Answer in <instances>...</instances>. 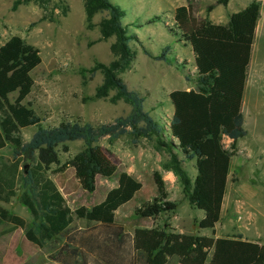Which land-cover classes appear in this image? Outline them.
Returning a JSON list of instances; mask_svg holds the SVG:
<instances>
[{
    "label": "trees",
    "instance_id": "trees-1",
    "mask_svg": "<svg viewBox=\"0 0 264 264\" xmlns=\"http://www.w3.org/2000/svg\"><path fill=\"white\" fill-rule=\"evenodd\" d=\"M31 1L42 8L50 2L15 0L12 10ZM83 2L88 23L96 14L106 13L99 24L100 33L103 38L114 36L121 52L120 60L110 65L96 63L89 70L91 76L101 71L104 78L94 98H106L109 91L114 90L113 99L127 101L131 110L126 116L99 125L77 118L43 127L36 112L23 103L34 84L31 73L41 63L39 51L19 36L4 41L0 45V150L11 148L14 155L20 157L36 154L40 171L18 174L20 158L7 170L0 164V203L11 201L21 181L24 192L20 201L32 217L29 225L0 205V225H11L5 233L22 230L24 239L37 248H53L69 233L73 219L113 224L116 211L129 203L142 187L133 176L120 172L117 186L106 192L103 201L71 210L44 172L59 164L57 148L60 145L81 140L84 148L67 164L73 169L81 189L92 194L96 190L97 177L109 179L118 170L116 163L96 143L104 137L114 141L130 135L134 142L156 138L169 158L163 169L178 179L189 204L204 212L203 219L196 223L198 229L213 231L221 219L231 160L238 153L236 142L246 135L241 108L261 3L250 1L231 14L225 24L195 17L190 2L174 10L175 33L192 49L195 78L193 89L174 90L169 94L174 112L169 124L165 125L144 111L145 96L129 90L117 76L134 57L129 47L133 37L127 35L122 25L124 12L110 0ZM228 2L218 0L217 4L226 6ZM66 11L65 6L63 14ZM152 58L173 64L165 50ZM30 127L36 130L30 141L24 142L22 131ZM225 137L231 140L229 145H225ZM193 159L197 171L194 179L183 167L184 161ZM153 180L157 195L133 208L137 218L157 219L173 214L177 208V204L168 199L165 183L158 172L153 174ZM133 244L135 251L145 256L146 264H167L171 257H177L180 264H264V244L241 236L215 238L184 234L166 222L151 228H136Z\"/></svg>",
    "mask_w": 264,
    "mask_h": 264
},
{
    "label": "rangeland",
    "instance_id": "rangeland-1",
    "mask_svg": "<svg viewBox=\"0 0 264 264\" xmlns=\"http://www.w3.org/2000/svg\"><path fill=\"white\" fill-rule=\"evenodd\" d=\"M14 1L0 0V44L12 36H19L39 51L41 63L31 73L34 84L23 103L36 112L43 127L77 118L99 125L130 112L131 105L127 101L113 99L114 90H110L106 98H94L104 78L101 71L91 76L89 70L96 63L110 65L121 58L116 38H103L100 33L99 24L106 18V13L96 14L88 23L83 0H50L44 8L31 1L12 10ZM110 1L124 12L122 25L127 29V35L133 37L129 47L134 57L128 66L117 72V76L129 90L145 96V112L158 123L166 124L170 108L168 94L174 89H182L185 82L193 89L195 78L194 55L191 47L175 33L174 10L190 2L195 17L225 24L231 14L252 0H229L226 6L218 5V0ZM256 1L261 3L260 19L241 109L246 135L236 142L238 153L231 160L221 220L215 230L208 231V235L222 238L241 236L264 242V0ZM65 6L67 11L63 14ZM164 50L172 65L152 58ZM35 130V127H30L22 131L24 142L30 141ZM224 140L225 145L231 142ZM96 145L116 163L118 170L112 178L97 177L94 193L81 189L73 169L67 164L84 148L81 140L60 145L57 148L59 164L44 172L55 183L66 205L74 210L100 202L108 190L117 186L118 174L131 165L136 180L142 184L141 191L116 212L113 225L94 223L95 226L73 219L69 233L55 247L37 248L28 243L19 253V264H133L127 249L135 228L166 222L177 225L186 233L199 231L196 218L202 212L191 207L172 172L173 181L166 177L163 165L169 160L168 154L159 147L156 138L134 142L130 135L114 141L104 137ZM18 158V174L39 173L36 154L20 157L15 156L11 148L0 150V164L6 170ZM186 168L190 170V163ZM155 172L161 175L168 199L175 202L177 208L169 216L137 218L133 215V208L157 195L153 180ZM23 192L24 187L19 181L16 195L9 203L0 205L30 225L32 217L20 201ZM10 229L8 223L0 225V231ZM95 231L100 235L96 236ZM8 234L17 241L27 242L20 229ZM135 262L146 264L145 256L136 251ZM169 264L179 263L171 258Z\"/></svg>",
    "mask_w": 264,
    "mask_h": 264
},
{
    "label": "crops",
    "instance_id": "crops-1",
    "mask_svg": "<svg viewBox=\"0 0 264 264\" xmlns=\"http://www.w3.org/2000/svg\"><path fill=\"white\" fill-rule=\"evenodd\" d=\"M3 43H1L0 45H2ZM191 88L190 87H188L187 86V84H186V82H185V86L182 88V89H180V90H183V91H189ZM175 90V89H174ZM173 90V91H174ZM244 91H245V89H244ZM172 92V91H171ZM170 92V93H171ZM169 93V94H170ZM169 94H168V101H169V105H170V108H169V115H168V119H166V124L165 125H168L169 124V122H170V120H171V117H172V115H173V112H174V108H173V105L171 104V102H170V99H169ZM244 97V96H243ZM242 109V108H241ZM224 139H228V140H230L229 138H224ZM225 141V140H224ZM231 141V140H230ZM175 143H176V140L174 141ZM231 143V142H230ZM180 158H182V156H180ZM190 163V165H191V168H190V170H188L187 168H186V165L187 164H189ZM183 167L185 168V170L188 172V175L190 176V178H192V179H194L195 177H196V175H197V171H196V168H195V160L193 159V160H190V161H184L183 162ZM123 172H126V173H128L129 175H131V176H133L135 179H136V177H135V175H134V170H133V166L131 165V167L130 168H128L127 170H125V171H123ZM230 171H229V175H228V178H227V184H226V189H227V186H228V182H229V178H230ZM166 177L169 179V181H173V176H172V173L170 172V171H167L166 172ZM141 189H142V187H141ZM141 189H140V191H141ZM139 191V192H140ZM139 192H137V193H139ZM137 193L134 195V197H133V199L132 200H134L135 199V197H136V195H137ZM105 197V196H104ZM104 199V198H103ZM103 199L101 200V201H103ZM131 200V201H132ZM100 201V202H101ZM130 201V202H131ZM100 202H98V203H100ZM129 202V203H130ZM97 204V203H96ZM128 204V203H127ZM95 205V204H94ZM139 205V204H138ZM137 205V206H138ZM125 206V205H124ZM123 207V206H122ZM136 207V206H135ZM192 207V206H191ZM120 209V208H119ZM118 209V210H119ZM193 209H196V208H194L193 207ZM117 210V211H118ZM196 210H198V209H196ZM116 211V212H117ZM200 212H202V214H200L197 218H196V220L197 221H200L201 219H203V217H204V212L203 211H201V210H199ZM221 212H222V209H221ZM116 214V213H115ZM22 218V217H21ZM145 219H147V218H145ZM221 220V219H220ZM90 223H92V224H94V222H90ZM99 224H101V223H99ZM114 224V223H113ZM113 224H110V225H113ZM95 225V224H94ZM96 226V225H95ZM155 226V225H154ZM171 226L173 227V228H175L178 232H180V233H184V234H189V235H194V234H197V235H202V236H209L208 235V231L209 230H200L199 229V231H197L196 233H186V232H184L183 230H181V229H179L178 228V226L177 225H175V224H171ZM217 226V225H216ZM216 226H215V228H216ZM151 227H153V226H148V227H138V228H151ZM215 228H214V230H215ZM136 229V228H135ZM6 231H8V230H2V231H0V264H4V263H6V264H19V262L21 261L20 260V255H19V253L25 248V246L26 245H28V243L29 242H22L21 240H15V238L13 237V236H11V235H9L8 233L9 232H7V233H5ZM92 231H93V229H92ZM97 231H99V230H97ZM97 231H95V234H96V236H98V235H100V234H98L97 233ZM134 233V232H133ZM133 233L131 234V236H130V244H129V247H128V249L127 250H130L129 251V253H130V257H131V259H132V262H133V264H136V262H135V253H136V251H135V249H134V244H133ZM209 237H213V235L212 236H209ZM215 238H222V237H216V236H214ZM23 238H24V236H23ZM91 238H92V236H91ZM233 238V237H232ZM243 239H245V240H248V241H252V242H256V243H259V244H264V242L263 241H260V240H258V239H253V238H245V237H242ZM26 241V240H25ZM97 243V242H96ZM30 244V243H29ZM96 247V246H95ZM96 249H97V247H96ZM120 250L122 251H124V249L123 248H120ZM83 254H84V256L86 257V252H85V248H83ZM87 258V257H86ZM171 258H175V260L177 261V263H179V260H178V258L177 257H171ZM171 258L168 260V262H167V264H169V261L171 260ZM180 264V263H179Z\"/></svg>",
    "mask_w": 264,
    "mask_h": 264
}]
</instances>
